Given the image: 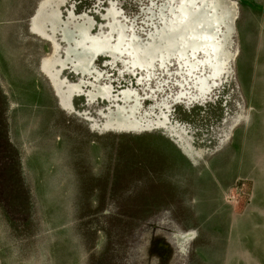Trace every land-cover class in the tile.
Returning a JSON list of instances; mask_svg holds the SVG:
<instances>
[{
  "label": "rangeland",
  "instance_id": "obj_1",
  "mask_svg": "<svg viewBox=\"0 0 264 264\" xmlns=\"http://www.w3.org/2000/svg\"><path fill=\"white\" fill-rule=\"evenodd\" d=\"M41 1L0 0L9 263L264 264V0H226L230 38L198 1L52 0L33 22ZM91 45L107 54L80 80ZM79 82L112 100L74 96L72 110ZM116 106L139 125L109 121Z\"/></svg>",
  "mask_w": 264,
  "mask_h": 264
},
{
  "label": "bare ground",
  "instance_id": "obj_2",
  "mask_svg": "<svg viewBox=\"0 0 264 264\" xmlns=\"http://www.w3.org/2000/svg\"><path fill=\"white\" fill-rule=\"evenodd\" d=\"M51 1L52 0H42L41 1V5L39 6V9H38L36 15L34 16V18L32 19V21L37 19L39 17V15L43 11H45L47 9V5ZM179 1H182L181 4H183V5L185 3H190L189 1H186V0H179ZM192 1H195L196 4L198 2H200L203 5L201 9L198 7L199 8L198 10L201 11V12L209 4L211 5V8L214 11H219L220 12L219 13L220 14V19H219L218 23L222 22V23L225 24V26H227L226 28H227V32H228V38H230V36L233 33V28L231 27V25L234 23V20L238 16L237 15L238 11L234 7V5L226 2V0H192ZM182 10H183V7L181 8V11ZM56 18L53 19V20L55 21L56 24H59L61 22V20L60 19H56ZM103 27H104V25H101L99 27V29H103ZM67 34H68V32L66 33L65 30H64V36L68 37ZM48 36H49V39H51L52 42H53L54 52H55V54L53 56H56V53H58V52H56V46L58 48V45H60V44L57 41V37L55 36V33L49 31L48 32ZM88 49L89 50L86 51L84 57L81 58V61H79L78 65L73 68V72H76L78 75H80V78H79L80 80H82L83 78H86L85 75L88 74V73H95V71H92V70L90 71V69L93 68L91 66L98 59L99 56H104L105 54H107V50H102V48H100V47L96 48V47H92V45H91V47H89ZM69 53H70V51H69ZM53 56L51 58L47 59L46 61L49 62L50 65H52V64L54 65V64L58 63L62 67V68L59 69V76L63 78V81L70 82L66 77L63 76V74L61 75L62 69H64V68H68V69H70L72 71L71 67L67 66L68 61L67 60H61L59 58L55 59V58H53ZM234 58H235L234 56L230 55V56H228L226 63H223L222 69L221 70L219 69L220 74L222 76L223 75L226 76V75H228L230 73V65H231L230 61H231V59H234ZM83 64H84V66H83ZM50 82H51V80H50ZM89 86H90V84H86L84 82H79V83H75V84H73L72 86L69 87L71 91H73V90L77 91V92H73L69 96L70 108L72 110H74V99H73L74 96H83L84 98L87 99V101H89V100L90 101L99 100L100 98L98 96H100L101 98H104V99L108 98V101L112 100V98H111L112 97V93L107 88L99 89L97 91L98 92L97 93L98 96L94 94L92 96H88L89 98H87L86 94H84L82 91L83 90H84V92H85V90H88V92L91 91L92 89H90ZM87 88H89V89H87ZM122 95H123L122 96L123 99H118L119 101H126V100L129 99V98L125 97V96L129 95L128 92H122ZM118 100H115V101H118ZM116 109H117V112H118L117 113L118 117H115V114H113L112 111H109V113H108L109 114V116H108L109 121H112V122L116 123L118 126H121V125L123 126L125 124H128V123L125 122V118L123 117V115H121L122 114L121 112H123V108L122 107L120 108L119 106H116ZM130 110L133 112V109H130ZM83 112L88 114V111H83ZM94 119H95V117H94ZM165 121L166 122L168 121V117L165 118ZM137 125H139V122L136 123V121H133V122L129 123L126 126L127 127H137ZM177 130H178V128H177ZM175 134L178 136V138H181L182 140H185L183 138V135L181 134V132H175ZM190 147L193 148V145H190ZM191 238H192V233H188V235L182 236V237H180L178 239H180L179 243L184 244L185 242H187Z\"/></svg>",
  "mask_w": 264,
  "mask_h": 264
},
{
  "label": "crops",
  "instance_id": "obj_3",
  "mask_svg": "<svg viewBox=\"0 0 264 264\" xmlns=\"http://www.w3.org/2000/svg\"><path fill=\"white\" fill-rule=\"evenodd\" d=\"M0 241L3 239L0 237ZM5 244H0V264H10L9 259L7 258V254H5Z\"/></svg>",
  "mask_w": 264,
  "mask_h": 264
},
{
  "label": "water",
  "instance_id": "obj_4",
  "mask_svg": "<svg viewBox=\"0 0 264 264\" xmlns=\"http://www.w3.org/2000/svg\"><path fill=\"white\" fill-rule=\"evenodd\" d=\"M64 69H62V71H63ZM62 73V72H61Z\"/></svg>",
  "mask_w": 264,
  "mask_h": 264
},
{
  "label": "flooded vegetation",
  "instance_id": "obj_5",
  "mask_svg": "<svg viewBox=\"0 0 264 264\" xmlns=\"http://www.w3.org/2000/svg\"><path fill=\"white\" fill-rule=\"evenodd\" d=\"M115 12V11H114Z\"/></svg>",
  "mask_w": 264,
  "mask_h": 264
}]
</instances>
